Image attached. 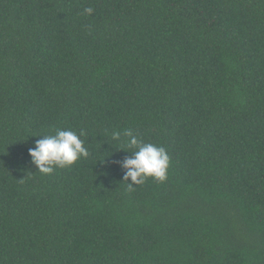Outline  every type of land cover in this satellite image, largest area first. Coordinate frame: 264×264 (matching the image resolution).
Instances as JSON below:
<instances>
[{
    "label": "trees",
    "instance_id": "16d2710c",
    "mask_svg": "<svg viewBox=\"0 0 264 264\" xmlns=\"http://www.w3.org/2000/svg\"><path fill=\"white\" fill-rule=\"evenodd\" d=\"M56 129L89 155L45 175ZM0 264H264V0H0Z\"/></svg>",
    "mask_w": 264,
    "mask_h": 264
},
{
    "label": "clouds",
    "instance_id": "9594fccd",
    "mask_svg": "<svg viewBox=\"0 0 264 264\" xmlns=\"http://www.w3.org/2000/svg\"><path fill=\"white\" fill-rule=\"evenodd\" d=\"M93 9L86 7L84 15H91ZM85 133L81 130L79 135L70 129H56L55 134L42 135V138L34 141L28 148V155L38 172L48 175L54 168H64L72 165L78 158L87 157L89 152L84 146V140L80 139ZM126 144L131 151V156H126L118 161L120 166L126 169L124 179L130 178L129 187L143 184L148 177L159 182L167 179V169L170 157L166 149L152 143H146L139 139L131 129L123 131ZM111 138L114 141L121 140V133L113 130Z\"/></svg>",
    "mask_w": 264,
    "mask_h": 264
}]
</instances>
